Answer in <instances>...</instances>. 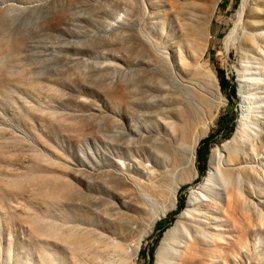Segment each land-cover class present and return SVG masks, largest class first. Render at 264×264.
Here are the masks:
<instances>
[{
	"label": "rangeland",
	"instance_id": "obj_1",
	"mask_svg": "<svg viewBox=\"0 0 264 264\" xmlns=\"http://www.w3.org/2000/svg\"><path fill=\"white\" fill-rule=\"evenodd\" d=\"M263 52L264 0H0V264H157L182 221L221 235L199 264H264V191L250 221L226 214L229 193L264 190ZM206 102L219 107L199 115Z\"/></svg>",
	"mask_w": 264,
	"mask_h": 264
},
{
	"label": "bare ground",
	"instance_id": "obj_2",
	"mask_svg": "<svg viewBox=\"0 0 264 264\" xmlns=\"http://www.w3.org/2000/svg\"><path fill=\"white\" fill-rule=\"evenodd\" d=\"M175 7L176 6H174V8ZM178 18H179V21L181 23L183 21V19L185 18L184 12H182V14L179 13ZM189 36H191V35H189ZM256 40H258L257 37L255 38V42H256ZM263 54H264V52H263ZM160 60L158 62H156V65L160 67V65L162 64L163 69H165L166 71H169L170 70V64L168 63V61L163 57H160ZM262 61H263V59H262ZM152 78L155 81L160 80L161 82L165 83L163 76H161L158 73H156L154 75V77H152ZM260 80H261V78H260ZM153 86H155L154 89L159 88V86H157V83H154ZM146 87L150 88V85L141 84V86L138 85V87H135V89H134L135 94L142 96V98L138 99L141 102V104L138 106L139 109L148 107L149 96L146 95L148 92L144 91V89ZM141 96H139V97H141ZM246 106H247L246 103L242 104V109H243L242 110V119L240 121V125H239V128L237 130V133L235 132L236 134L233 138V143H235L236 146H238L242 143V141L239 140L241 138V133H244L246 130H248V125L245 122ZM218 107H219V104L211 105L210 102H206V105H203L202 108L198 109V113H199V115L205 114V113L212 115L213 111L215 109H217ZM263 108L264 107H262V106H258L255 109L260 110ZM194 112L196 113V109L194 110ZM180 115H182V113L179 114V117H180ZM257 134H258L257 137H259V139L261 140L262 137L260 136V132H258ZM263 142H264V139L261 140V143H257L256 147L261 148L263 145L262 144ZM223 157H224V155L220 152V150L215 151L213 156H212V159H211V164H214V162L217 161V163L219 164L220 176L222 178L226 177L227 179L231 180L232 176L230 175L229 171L222 167ZM257 173H259L261 176L264 175V158H261V160L259 162V167L257 168ZM213 176H214V172L212 171L205 178L204 183L200 184L198 189L196 188L197 189L196 191L194 190L195 194H197V196H198L197 198L203 199L207 195V193L209 191V185L212 182ZM258 183H261V182L259 181ZM262 187L263 186L260 184L257 185L256 187H254V189H251L248 187L247 193L245 191V193L243 195L241 193H240L241 195H239V193H237V194L236 193H229L228 194V198H229L228 207L226 210L227 216L233 222H237L238 218H239V221H244V217H246L248 219V220L246 219V221H250V218L247 216V213L254 211V210L248 204L249 201H248L247 195H250L253 192L254 194L257 195V197H260V194H263V191H264L262 189ZM205 201H208V200L205 199ZM201 202L202 201L198 202V200L195 203L191 202V203H189V207L195 206ZM204 206L211 208L213 210H216L217 212H220L223 210V208L220 206V204L216 200H212V202L210 204H206ZM258 216H259V214L252 212V217L258 218L257 221L260 224L258 223L257 226L259 229V228H261V225L264 226V218L262 216L261 217H258ZM181 217L184 220L188 219L189 217H192V213L189 210V208L184 210ZM206 219H207V223L214 220L209 216L208 217L206 216ZM182 224L183 225H181L180 227L184 231L183 234L179 233L180 232L179 226L175 227L174 229H172L166 233L165 238L162 240L161 246H160L158 254H157V264H169V260H171L169 258L170 257V250L172 251V254H174L175 257L177 259H179L180 263H182V264H199L195 259H196V257L202 256V255L203 256L206 255L211 259H214L217 257L218 252H219L218 251L219 247H221V244H220L221 235L216 234L212 231V229L210 230L209 228H207L206 223H202L199 225L191 223V224L185 225L184 221H182ZM186 242H188L187 248L184 251L182 249H183V246ZM237 243L239 244L240 240H237Z\"/></svg>",
	"mask_w": 264,
	"mask_h": 264
},
{
	"label": "trees",
	"instance_id": "obj_3",
	"mask_svg": "<svg viewBox=\"0 0 264 264\" xmlns=\"http://www.w3.org/2000/svg\"><path fill=\"white\" fill-rule=\"evenodd\" d=\"M222 88L225 89L224 88V82H222ZM236 93H237L236 86L234 84L230 85V98H235ZM212 140H213V136H210L207 139L201 141L200 146L197 149V160L199 163L204 164V166H205V161H206V155L203 156V149L205 147H207L212 142ZM199 170H200V173L202 174L204 167L199 168ZM183 207H184V203H183V201H180L179 206H178V211L183 210ZM174 219H175L174 216L172 218H170V223L173 222ZM158 242L159 241L157 240L156 245L158 244Z\"/></svg>",
	"mask_w": 264,
	"mask_h": 264
}]
</instances>
